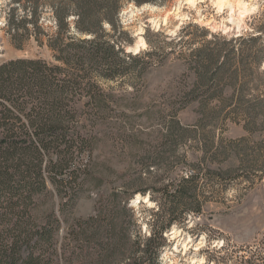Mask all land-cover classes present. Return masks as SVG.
Returning <instances> with one entry per match:
<instances>
[{
  "label": "rangeland",
  "instance_id": "obj_1",
  "mask_svg": "<svg viewBox=\"0 0 264 264\" xmlns=\"http://www.w3.org/2000/svg\"><path fill=\"white\" fill-rule=\"evenodd\" d=\"M51 1H44L42 9L46 34L56 25ZM28 5L29 0H0V63L21 57L53 60L47 36L40 37V44L22 26L18 33L10 30L12 10L23 15ZM119 19L118 29L105 24L107 37L123 41L127 53L136 54L137 48V53H152L145 64H132L127 77L101 81L110 108L100 119L93 151L81 154L88 167L79 178V192L69 197L65 208L57 204L60 244L71 253L76 244L72 226L121 201L112 196L115 192L129 199V240L143 241L165 221L164 211L175 207L163 188L195 171L197 196L182 202L178 212L187 204L202 205V213L187 212L166 229L161 264H243L252 252L260 254L262 262L264 126L248 131L247 108L248 97L264 89L257 80L264 76V62L250 89L248 75L244 78L240 70L241 83L209 90L192 64V53L209 41L236 39L237 56L246 57L248 38L238 37L250 33L262 32L259 45H264V0H124ZM213 93L219 99L207 103ZM233 94L237 97L232 102L222 100ZM243 96L247 103L240 105ZM149 188L152 193L144 195ZM54 201L44 202L40 213ZM134 251L124 253L129 257Z\"/></svg>",
  "mask_w": 264,
  "mask_h": 264
},
{
  "label": "trees",
  "instance_id": "obj_2",
  "mask_svg": "<svg viewBox=\"0 0 264 264\" xmlns=\"http://www.w3.org/2000/svg\"><path fill=\"white\" fill-rule=\"evenodd\" d=\"M44 1L29 0L23 15L14 8L10 30L18 33L22 26L40 44L44 43L40 37L47 36L53 60L21 57L0 63V264H161L166 229L183 220L187 212L202 213V205L193 208L187 204L178 212L182 202L197 196L199 175L195 171L173 187L163 188L165 198L174 200L175 207L164 211L165 221L154 226L143 241L129 240V199L115 192L112 196L121 197V201L72 226L76 244L71 253L60 244L62 221L57 204L65 208L69 197L79 192V178L87 174L88 167L80 160L81 154L93 151L100 119L110 108L101 81L127 77L130 68L145 64L152 52L127 53L123 41L107 37L106 23L114 29L121 27L119 14L124 0H52L56 25L48 34L41 22ZM134 1L142 4L153 0ZM71 16H75L74 21L69 20ZM261 37L262 32L238 37L248 38L246 57L237 56L236 39L216 44L209 41L207 47L195 50L192 64L204 76L205 86L209 90L236 86L241 83L242 71L244 78L248 75L250 89L264 62ZM262 77L257 79L260 86L264 84ZM246 85L244 82L242 87ZM236 97L233 94L222 100L228 104ZM217 98V94H210L207 103ZM239 99L240 105L247 103L244 96ZM247 109L248 131L263 127L264 89L248 97ZM260 148L264 150V146ZM147 191L152 193L151 188L142 193ZM48 199L55 201L40 213ZM131 248L135 251L127 257L124 252ZM259 256L252 252L243 264H264Z\"/></svg>",
  "mask_w": 264,
  "mask_h": 264
},
{
  "label": "bare ground",
  "instance_id": "obj_3",
  "mask_svg": "<svg viewBox=\"0 0 264 264\" xmlns=\"http://www.w3.org/2000/svg\"><path fill=\"white\" fill-rule=\"evenodd\" d=\"M139 51V48H137L136 50H135V53H137Z\"/></svg>",
  "mask_w": 264,
  "mask_h": 264
}]
</instances>
